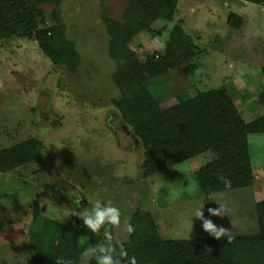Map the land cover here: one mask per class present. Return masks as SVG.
Wrapping results in <instances>:
<instances>
[{
	"label": "rangeland",
	"instance_id": "obj_1",
	"mask_svg": "<svg viewBox=\"0 0 264 264\" xmlns=\"http://www.w3.org/2000/svg\"><path fill=\"white\" fill-rule=\"evenodd\" d=\"M128 0H62L43 6L49 22L55 11L65 25L81 62L76 72L56 66L37 42L14 38L0 46V150L31 139L44 145L43 160L8 173H0V264H28L35 228L34 213L75 225L74 212L83 210L69 198L78 186L82 200L112 202L121 210L116 239L128 241L131 216L138 209L153 215L168 240L214 238L204 231L202 220L191 219V209L204 203L205 218L235 236L259 232L256 205L264 201V134L250 135L255 181L251 187L216 193L227 202L228 214L211 216L195 173L213 160L205 153L173 169L144 177V154L133 130L120 117L114 101L122 92L112 76L117 62L109 55V36L104 17L122 20ZM231 14L241 21L239 29L228 23ZM181 22L198 50L180 66L155 77L146 86L163 110L188 96L224 87L247 123L263 121L259 95L264 90V7L241 0H179L171 22L159 21L153 29L130 43L144 62L164 46L154 37L159 30L168 39ZM194 63L198 70L186 76L180 69ZM259 126V125H258ZM85 194V196H83ZM44 200L41 206L40 201ZM88 201V200H87ZM89 238L79 239L80 264L90 258L81 251Z\"/></svg>",
	"mask_w": 264,
	"mask_h": 264
},
{
	"label": "trees",
	"instance_id": "obj_2",
	"mask_svg": "<svg viewBox=\"0 0 264 264\" xmlns=\"http://www.w3.org/2000/svg\"><path fill=\"white\" fill-rule=\"evenodd\" d=\"M264 7V0H241ZM62 0H0V46L4 41L22 38L37 42L42 53L54 65L70 72L79 68L81 57L73 41L66 35L60 13L55 11L49 22L43 6L60 5ZM179 0H128L122 20L104 17L109 36V55L117 62L112 76L114 84L124 92L114 105L121 119L140 141L144 154V177L150 178L195 159L205 153L214 154L212 161L201 167L196 180L206 197L209 193H224L251 187L255 181L249 137L264 134V117L258 125L245 121L224 87L188 96L181 103L163 110L159 99L146 86L147 77H155L174 69L198 50L183 24L171 29L168 39L159 30L154 37L164 46L142 62L130 47L134 38L153 29L159 21L171 22L178 12ZM231 14L228 23L239 29L242 22ZM198 70L194 63L180 71L190 76ZM264 75V66L262 68ZM264 109V90L259 95ZM44 145L31 139L0 150V173H8L43 160ZM231 180L225 189L219 179ZM88 201L81 205L88 207ZM259 232L255 235L235 236L232 243L203 238L194 240L165 239L151 213L138 209L129 224L134 232L129 240L121 242L130 255H136L138 264H264V201L256 205ZM34 224L29 248L34 252L28 264H56L57 255L71 258L80 264L79 239L89 238L90 244L102 240L93 234L79 217L75 225H65L51 218H40L35 205ZM5 228L0 220V235ZM114 242L115 227L112 229ZM120 242V241H119ZM89 264H95L90 258ZM122 264H127L122 259Z\"/></svg>",
	"mask_w": 264,
	"mask_h": 264
},
{
	"label": "clouds",
	"instance_id": "obj_3",
	"mask_svg": "<svg viewBox=\"0 0 264 264\" xmlns=\"http://www.w3.org/2000/svg\"><path fill=\"white\" fill-rule=\"evenodd\" d=\"M225 189L231 188V180L225 176L219 178ZM81 194L78 186L75 190H69L68 196L74 201L75 204H81ZM87 198L85 194H83ZM205 199L207 201H215L220 206L218 208H209L208 212L211 216H223L228 214L227 202L223 201L222 197L214 193H209ZM88 200V207H84L82 211L74 212L75 215L83 221L84 226L93 234H101L102 240L95 244H90L84 247L81 251L82 257H88L95 261V264H122V259H126L127 264H138L136 255H130L125 245L119 241L114 242L112 232L113 227L121 225V210L112 202H104L99 198ZM41 206L44 205V200L40 201ZM205 204L197 202L191 209V219L199 218L202 220V227L204 231L209 233L217 240L227 238L228 243H232L235 235L232 231L224 227H218L213 220L205 218L204 209ZM129 234L134 232V226L127 224L126 228ZM56 264H73L71 258L63 255H57Z\"/></svg>",
	"mask_w": 264,
	"mask_h": 264
}]
</instances>
